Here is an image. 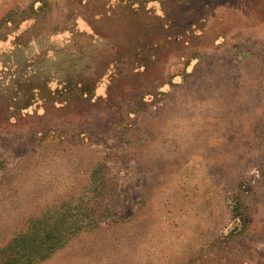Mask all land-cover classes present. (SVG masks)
<instances>
[{"label": "rangeland", "instance_id": "obj_1", "mask_svg": "<svg viewBox=\"0 0 264 264\" xmlns=\"http://www.w3.org/2000/svg\"><path fill=\"white\" fill-rule=\"evenodd\" d=\"M59 219L37 264H264V0H0V264Z\"/></svg>", "mask_w": 264, "mask_h": 264}, {"label": "trees", "instance_id": "obj_2", "mask_svg": "<svg viewBox=\"0 0 264 264\" xmlns=\"http://www.w3.org/2000/svg\"><path fill=\"white\" fill-rule=\"evenodd\" d=\"M59 223L60 219L45 229L35 228L7 244L3 252L12 253L13 256L5 259L3 264H37L60 249L71 234L68 231L61 233Z\"/></svg>", "mask_w": 264, "mask_h": 264}]
</instances>
